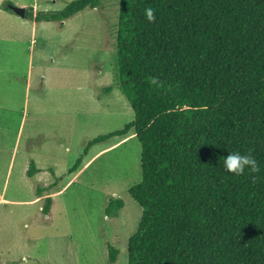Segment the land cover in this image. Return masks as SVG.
<instances>
[{"label":"trees","instance_id":"16d2710c","mask_svg":"<svg viewBox=\"0 0 264 264\" xmlns=\"http://www.w3.org/2000/svg\"><path fill=\"white\" fill-rule=\"evenodd\" d=\"M101 1L26 17L63 22ZM114 1L113 81L134 118L88 141L68 172L94 144L133 130L141 180L128 193L142 213L127 264H264V0ZM228 152L251 154L259 171L226 172ZM38 171L30 162L26 174ZM122 207L111 199L104 214ZM117 253L108 246L110 263Z\"/></svg>","mask_w":264,"mask_h":264},{"label":"rangeland","instance_id":"374dc122","mask_svg":"<svg viewBox=\"0 0 264 264\" xmlns=\"http://www.w3.org/2000/svg\"><path fill=\"white\" fill-rule=\"evenodd\" d=\"M72 1L0 0V264H127L141 218L128 193L141 180L133 130L94 144L68 172L88 141L134 118L113 81L118 3L102 0L63 22L3 7L36 14ZM30 162L39 169L32 178ZM111 199L123 207L107 217Z\"/></svg>","mask_w":264,"mask_h":264},{"label":"clouds","instance_id":"9594fccd","mask_svg":"<svg viewBox=\"0 0 264 264\" xmlns=\"http://www.w3.org/2000/svg\"><path fill=\"white\" fill-rule=\"evenodd\" d=\"M144 15L149 22L155 20L154 11L151 8L145 9ZM154 84L158 83L155 79ZM224 170L236 176L244 175L247 172L255 173L259 171L257 160L251 154H241L239 152H228L223 159Z\"/></svg>","mask_w":264,"mask_h":264},{"label":"water","instance_id":"95a60500","mask_svg":"<svg viewBox=\"0 0 264 264\" xmlns=\"http://www.w3.org/2000/svg\"><path fill=\"white\" fill-rule=\"evenodd\" d=\"M8 8L10 10H12L15 14L21 16V17H25L26 16V11L24 7H19V6H15L13 4L8 5Z\"/></svg>","mask_w":264,"mask_h":264}]
</instances>
